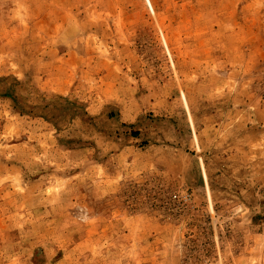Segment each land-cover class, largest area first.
<instances>
[{"label": "rangeland", "instance_id": "374dc122", "mask_svg": "<svg viewBox=\"0 0 264 264\" xmlns=\"http://www.w3.org/2000/svg\"><path fill=\"white\" fill-rule=\"evenodd\" d=\"M0 264H264V0H0Z\"/></svg>", "mask_w": 264, "mask_h": 264}]
</instances>
